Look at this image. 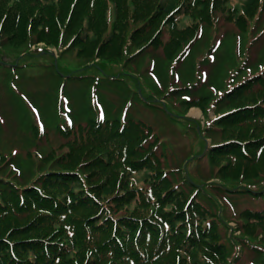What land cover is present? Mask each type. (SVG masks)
I'll return each instance as SVG.
<instances>
[{"label": "trees", "instance_id": "obj_1", "mask_svg": "<svg viewBox=\"0 0 264 264\" xmlns=\"http://www.w3.org/2000/svg\"><path fill=\"white\" fill-rule=\"evenodd\" d=\"M237 1L0 0V51L7 44L64 45L78 30L74 36H83L77 41L79 55L91 57L90 47L102 39L100 48L106 49L99 55L111 57L121 53L118 44L110 46L114 41L148 34L164 14L165 21L140 51L152 45L170 56L185 35L194 40L199 27L216 28L218 18L246 30ZM255 2L259 23L264 0L241 5L245 10ZM184 15L191 22L178 27ZM262 37L264 32L255 39ZM247 59L252 60L248 53L211 104L216 116L203 131L209 139L205 155L215 173L205 180L190 178L185 167H167L166 151L158 150L163 142L151 124L130 116L71 122L60 132L63 151L53 150L51 155H57L49 169L25 181L0 174V264H194L203 250L207 259L199 264H222L225 241L232 244L231 219L249 233L264 232V206L227 212L220 196L221 191L264 196V64L257 68ZM92 64L88 67L101 64L99 70L109 78L129 74H110L105 60ZM252 66L257 69L251 71ZM200 86L197 80L169 92L183 96L185 107L203 105L211 97ZM219 176L222 183L210 181ZM246 238L240 242L264 264V247Z\"/></svg>", "mask_w": 264, "mask_h": 264}, {"label": "rangeland", "instance_id": "obj_2", "mask_svg": "<svg viewBox=\"0 0 264 264\" xmlns=\"http://www.w3.org/2000/svg\"><path fill=\"white\" fill-rule=\"evenodd\" d=\"M241 1L245 0H238L237 4L246 19V30L242 32L234 24L218 18L216 28L199 27L194 40L192 34L185 35L170 56H166L160 47L154 48L152 45V48L140 51L165 21L162 18L164 14L148 34L136 36L135 39H130L126 34L114 41L110 46L118 44L121 53H112L111 57L99 55V49H106L100 48L102 39L96 40L90 47L91 57L79 55L80 44L77 41L83 36H74L78 30L66 39L64 45L46 46L40 42L29 47L17 48L11 44L2 47L0 174L25 181L49 169L52 157L57 155H51L53 150L57 153L63 151L59 146L64 141L60 132L71 122L88 117L130 116L151 124L156 136L163 142L158 150L162 147L166 151L167 167H185L184 173L192 179L205 180V176H212L215 171L204 152L209 139L205 138L203 131L216 116L211 104L221 89L227 86L229 76L243 62L247 53L252 58L247 59L248 64L257 68L264 64V61L259 62V56L264 57V37L255 39L264 32V19L258 23L260 14L256 2L244 10ZM183 17L176 23L178 27L191 22L187 15ZM142 22H137L134 27ZM163 38H168V31L164 32ZM72 43L73 47L70 46ZM43 47H47L46 51H42ZM133 53L137 54L130 59ZM101 60L108 63L105 69L110 74H129H123L121 80L113 76L109 78L99 70L101 64L92 67V61ZM88 64L92 66L88 67ZM257 68L252 66L250 70ZM72 73L74 75L71 76ZM197 80L203 85L205 93H211V98L203 105L185 107L181 103L183 96H174L169 92L174 86ZM185 121L191 126L194 124L196 130L186 125ZM201 151L198 157L197 153ZM210 181L223 182L220 176ZM190 191L189 196H193L195 191ZM221 192L227 212L264 206L263 195L257 197L241 192ZM229 226L231 230L227 234L232 244L225 241L226 261L222 264H258L259 254L248 244H242L240 238L245 236L248 243L264 247V232L260 228H255L252 233L244 231L233 219L229 221ZM221 231L224 232L223 229ZM205 255L207 252L204 250L198 252L193 263H203L207 259Z\"/></svg>", "mask_w": 264, "mask_h": 264}]
</instances>
